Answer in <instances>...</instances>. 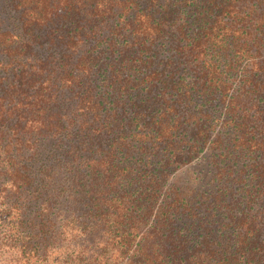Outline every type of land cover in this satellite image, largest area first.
I'll use <instances>...</instances> for the list:
<instances>
[{"label":"trees","instance_id":"obj_1","mask_svg":"<svg viewBox=\"0 0 264 264\" xmlns=\"http://www.w3.org/2000/svg\"><path fill=\"white\" fill-rule=\"evenodd\" d=\"M0 264H264V0H0Z\"/></svg>","mask_w":264,"mask_h":264},{"label":"rangeland","instance_id":"obj_2","mask_svg":"<svg viewBox=\"0 0 264 264\" xmlns=\"http://www.w3.org/2000/svg\"><path fill=\"white\" fill-rule=\"evenodd\" d=\"M1 237H3V236H2V233H1V230H0V238H1Z\"/></svg>","mask_w":264,"mask_h":264}]
</instances>
